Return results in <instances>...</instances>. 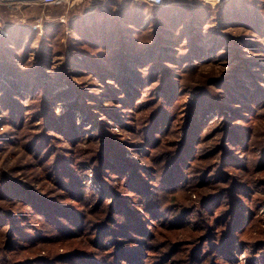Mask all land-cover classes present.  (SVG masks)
Masks as SVG:
<instances>
[{"label": "trees", "instance_id": "obj_1", "mask_svg": "<svg viewBox=\"0 0 264 264\" xmlns=\"http://www.w3.org/2000/svg\"><path fill=\"white\" fill-rule=\"evenodd\" d=\"M224 35L233 42L235 54L240 55L243 48L238 47V38L244 41L246 38ZM216 43L218 41L214 45H218ZM240 60L242 63L238 62L225 73L202 79L200 85L184 86L183 97L188 95L190 99L184 103L185 115L180 121H176L170 104L175 81L164 66L150 70L145 77L140 73L127 75L132 71L123 62L116 66L117 72H109L114 82L106 81V87L125 110L117 105L96 104L106 113L100 116L94 109L95 98L90 101L86 95L77 93V84L68 72L62 73L60 78H51L45 73V65H41L39 70L43 74L39 76L43 77L38 79L41 103L33 116L42 118L44 130L29 131L28 136H24L25 133L13 137L0 134V140L12 142L11 153H20L26 146L30 154L21 153L22 157H27L22 168L38 169L35 175L40 180L38 183L43 188L55 189L56 193L50 196L46 189L38 190L18 180L12 174L19 163L3 166V161L0 164V262L59 264L61 260H72L75 264H123L126 256L137 257L138 246H128L122 242L125 239H118L113 243L115 251L108 250L114 237L105 242L104 235L128 232V227L142 230L141 207L154 218L164 220L163 226L169 228L176 224L188 228L191 214H195L194 226L203 227L225 256L235 254L243 245L239 235L254 225L256 206L264 202V197L259 195L264 192V125L261 129L257 125L259 119L264 118V81L258 72L254 73L249 59L241 57ZM71 61L68 58L66 69ZM163 69V83L154 87L149 100H139L138 86L154 84L160 78L157 72ZM210 79L222 88L216 90L209 85ZM57 82H63L59 89L54 85ZM12 87L3 89L0 101L8 121L22 131L23 105ZM232 100L240 104L234 105ZM132 107L148 110L134 124L126 123L125 119L126 108ZM219 112L224 118L220 126L217 124L206 131L205 125ZM109 117L128 126L132 139L139 137L135 149L140 156L150 150V165L136 163L124 147L128 139L120 138L110 129ZM50 130L62 133L71 146L55 148L57 145L52 141L57 135ZM173 134L180 138L170 137ZM209 139H213L210 144L206 143ZM0 149L3 151L6 146L0 145ZM231 151H246L251 157L248 155V161L243 162L241 158L245 153L239 156ZM50 181L56 185H47ZM227 194L225 201L230 206L226 210L220 208L221 213L216 214L219 218L216 215L213 218L217 226H211L207 221L208 213L215 209V202ZM90 204H95L93 209L109 212L108 216L91 219ZM115 213L123 215L127 225L119 223L114 230L102 226L108 218L113 221ZM248 221L251 223L248 229L238 234ZM91 229H95L96 237L91 247L87 244L64 251H43L46 242ZM39 243L42 245L37 246ZM137 243L139 248H144L148 241ZM253 245L260 248L264 263V234ZM21 251L26 252L22 257L19 256ZM196 260L195 255V261L189 264L202 263Z\"/></svg>", "mask_w": 264, "mask_h": 264}, {"label": "rangeland", "instance_id": "obj_2", "mask_svg": "<svg viewBox=\"0 0 264 264\" xmlns=\"http://www.w3.org/2000/svg\"><path fill=\"white\" fill-rule=\"evenodd\" d=\"M139 1L146 5L138 6V1L134 0H69L50 6L0 3V97L3 89L13 85L12 89L17 92V97L23 105L24 117L20 123V127L24 128L20 131L17 125L8 121L6 110L0 101V134L13 137L25 133V136L29 131L44 130L42 118L33 116L41 103V87L38 80L43 77L39 76L43 74L42 70H39L41 65H45V73L51 78H60L62 73H69L71 80L77 84L75 87L77 93L86 95L90 101L95 98L94 109L100 116H106V113L97 108L99 104L110 107L117 105L125 110L120 102L110 96L106 87V81L114 82L109 72H117L116 66L123 63L132 71L127 73L129 76L140 73L145 77L156 67L168 68L176 86L170 97L176 121L183 120L186 109L184 103L190 99V96L183 97L182 94L186 84L200 85L201 80L207 76H219L238 62L242 63L241 57L250 60L249 65L253 66L254 73L258 72L264 81V0H220L217 3L215 1L211 3L210 0H165L163 5L156 7L149 5L146 0ZM139 12L140 16L137 15ZM224 34L246 38L245 41L238 38V47L243 48L240 55L235 54L237 51L233 50V42H229ZM214 40L218 41L216 43L218 45H214ZM42 58L44 62L41 61V64ZM68 58L72 61L69 69H66ZM164 69L157 72L160 78L154 84L144 83L138 86L141 92L139 100H149L154 87L163 83L161 73ZM213 79L208 80L209 85L216 90L221 89L222 87ZM245 80L248 81L249 76L245 77ZM60 83L63 82L54 85L59 89L62 85ZM232 101L234 105L240 104L236 100ZM126 111V123L130 124H134L143 113L148 112L135 107L126 108ZM249 117L246 118L247 121ZM108 119L111 123L110 129L116 131L120 138L128 139L124 147L132 154L136 163L150 165V150L140 156L135 149L134 144L139 137L138 140L132 139L129 136L132 132L128 126L127 128L111 117ZM223 120L221 112L215 114L209 120L210 123L205 125L206 131H211L217 124L220 126ZM257 125L261 129L264 118H260ZM50 132L57 135L52 141L57 145L55 148L67 149L71 146L70 141L62 133L54 130ZM220 133L221 131L217 137ZM170 137L180 138L177 134ZM212 141L213 139H209L206 143L210 144ZM11 143L0 140V145L6 146L4 152L0 149V164L3 161V166L19 163L20 166H17L12 175L28 185H33L35 189L44 191L47 186L43 188L38 183L39 178L35 177L38 169L22 168L25 167L23 161L27 157H22L21 153L30 154L27 147H22L20 153H11L13 147ZM235 154L242 155L243 162L248 161V155L251 157L246 151ZM89 170L91 171V168ZM47 185L56 184L50 181ZM46 192L54 196L56 190L46 189ZM259 195L264 197V192H260ZM228 197L227 194L215 202L213 205L215 209L208 213L207 221L211 226H217L216 223L213 224V218L221 213L220 208L226 210L230 206V203L225 201ZM88 207L92 208L89 212L90 218L108 216L109 212L93 209L95 204ZM140 211L144 215V219H141L142 230L128 227V232L104 235L105 242L111 236L114 237L112 244H108L110 245L108 250L115 251L113 243L118 242V239H125L122 242L128 246H138L137 257L126 256L123 264H189L192 260L195 261V255L198 256L196 261H201V264H264L263 258H260L262 254L260 248L253 245L254 241L264 234V202L260 201L256 206L254 225L246 231L251 225L248 221L238 233L246 231L239 235L243 245L235 250V254L227 256L214 246L212 236H207V231L203 227L194 226L197 223L195 214H191L192 222L188 228L178 227L181 224L169 228L163 226L164 220L154 218L142 207ZM114 215L113 221H109L107 217L102 226L114 230L119 223L127 225L123 215L118 213ZM92 231L72 236L64 235L60 240L46 242L43 251L57 252L75 246L92 245L96 239L95 229ZM139 240L148 241L147 246L139 248L137 243ZM40 244L37 246L42 245ZM246 245L250 246L245 247ZM20 253L19 256L22 257L26 252ZM11 255L15 257V254ZM58 263L75 264L72 260H61Z\"/></svg>", "mask_w": 264, "mask_h": 264}, {"label": "built area", "instance_id": "obj_3", "mask_svg": "<svg viewBox=\"0 0 264 264\" xmlns=\"http://www.w3.org/2000/svg\"><path fill=\"white\" fill-rule=\"evenodd\" d=\"M67 1H69V0H0V3L1 4H9V5L16 4V3H23V4H29V5L30 4H41L44 6H50L53 4H61V3L67 2ZM146 1L149 3V5L156 7V6L163 5L165 0H159L158 3L156 2V0H146ZM213 1H215L217 3L220 0H210L211 3Z\"/></svg>", "mask_w": 264, "mask_h": 264}, {"label": "crops", "instance_id": "obj_4", "mask_svg": "<svg viewBox=\"0 0 264 264\" xmlns=\"http://www.w3.org/2000/svg\"><path fill=\"white\" fill-rule=\"evenodd\" d=\"M137 1H138V2H137ZM134 2H137V5H138V6H140V5H144V4H145L144 2H142V1H139V0H134ZM145 5H146V4H145ZM137 12H138V11H137ZM137 15H139V16H140V15H141V14H140V12H139V13H137Z\"/></svg>", "mask_w": 264, "mask_h": 264}, {"label": "clouds", "instance_id": "obj_5", "mask_svg": "<svg viewBox=\"0 0 264 264\" xmlns=\"http://www.w3.org/2000/svg\"><path fill=\"white\" fill-rule=\"evenodd\" d=\"M156 2L158 3V2H159V0H156Z\"/></svg>", "mask_w": 264, "mask_h": 264}]
</instances>
